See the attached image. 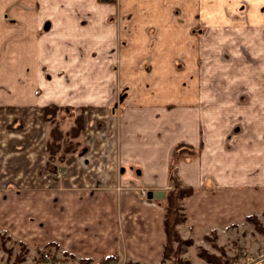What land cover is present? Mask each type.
<instances>
[{
	"label": "crops",
	"instance_id": "obj_1",
	"mask_svg": "<svg viewBox=\"0 0 264 264\" xmlns=\"http://www.w3.org/2000/svg\"><path fill=\"white\" fill-rule=\"evenodd\" d=\"M151 1L125 4L144 30L170 25V18L158 20ZM168 8L179 12L172 39L162 37L172 50H158L148 34L118 33L115 5L0 0V222L15 233L33 236L44 220V241L60 242L83 264H161L173 167L194 189L183 206L196 235L263 218L264 0H173ZM198 24L201 40L182 28ZM236 40L243 49L214 45ZM145 59L150 77L140 67ZM119 78L141 94L124 95L119 105L112 95ZM51 105L81 107L85 118L81 156L68 163L71 176L60 172L56 189L46 171ZM182 147L190 153L173 166ZM131 181L135 189L126 187ZM42 184L53 187L43 193ZM150 191L166 198L149 199Z\"/></svg>",
	"mask_w": 264,
	"mask_h": 264
},
{
	"label": "rangeland",
	"instance_id": "obj_2",
	"mask_svg": "<svg viewBox=\"0 0 264 264\" xmlns=\"http://www.w3.org/2000/svg\"><path fill=\"white\" fill-rule=\"evenodd\" d=\"M102 3L111 4L112 6L115 5V13L111 16V20L117 24L118 33H120L121 30L129 31V33H133L135 35H142V34H148L149 37L152 39V45L157 46V49L159 48L162 50L165 45V42L162 41V37L165 36V34H172L174 30L173 20L175 19V16H178V13L176 10L174 11L171 9L169 10L168 6L169 4L172 5L173 0H152L151 3L153 5L158 7V13L157 17L158 20H163L165 18H170L171 24L168 26H163V24H159L158 22L153 23L149 26L144 28L143 24H140L139 21H136L134 19L135 13L134 11H129L127 9L125 1L126 0H108L106 2L105 0H99ZM128 1V0H127ZM145 3V2H144ZM141 4V3H140ZM147 5V2L145 3ZM148 6V5H147ZM150 6V7H151ZM165 6V10L161 7ZM148 9V7H147ZM126 11V12H125ZM183 16V15H182ZM184 22V21H183ZM196 27V28H195ZM183 30L186 29V33L189 35L191 33L197 34V36L201 39H203V36L205 34V28L204 26H201L198 24L197 26H186L182 25ZM218 32H232L237 33L239 32L237 28L229 30L228 28L217 30ZM167 36V35H166ZM119 38L124 41L125 38L120 37ZM122 41L119 42L120 45L122 44ZM169 47L172 44V41H169V43H166ZM215 44H219V49L224 50H230V49H236L241 50L243 49V43H239L236 41H229V42H218ZM200 46H204L205 43L199 42ZM239 45H241L239 47ZM164 48V49H168ZM172 47V45H171ZM218 48V46H217ZM172 50L171 48H169ZM203 60V58H201ZM150 60V59H149ZM177 60V59H176ZM175 60V66L177 69L183 68L184 64H181L180 61ZM170 65L172 66L173 63L171 62ZM140 67L142 69H146L148 73L144 72L145 77H150L152 70V63L148 61V59H145L142 64H140ZM120 75V74H118ZM138 75H134L136 78ZM120 77V76H119ZM146 95L149 94L150 90H143ZM142 91L133 90L129 88L121 87L120 85V78L118 82V89L113 91V97L115 101L120 105V100L124 95H131L133 97H136L137 95H140ZM140 93V94H138ZM168 110H166L167 113H173V105L168 104L167 107ZM81 107L78 106H72V107H65L63 110H60L57 112V115L55 119L53 120V124H49L50 132H52V129L54 126L58 125L62 132L66 135V141H73L72 138L68 135L70 133V130L76 126V119L79 115H81ZM49 123V122H48ZM84 126H85V118H84ZM51 134V133H50ZM50 138V137H49ZM51 139V138H50ZM49 139V140H50ZM79 143V152L76 153V155L69 156L67 160L64 162L59 161V157H56V159L53 161V165H55L59 172L56 174H53L51 171H49L47 166V173L50 172L52 175V179L54 182L53 186H46V185H38L37 190L45 193V191H48L53 187V189L60 187V172H66L68 176H71L68 174V163L71 159H73L74 156H81V136L78 140H75ZM190 151L189 149L182 150L178 153V155L173 158V166H176V164L179 163L180 159L189 155ZM50 163V155L48 153V161L47 164ZM81 166V162H79ZM63 174V173H62ZM72 176H77V179L74 183H77L81 180V169L77 170V172L73 173ZM79 178V179H78ZM131 187L132 189H135L137 186L134 184L133 181L128 182L126 187ZM125 187V188H126ZM76 188H81V185H79ZM173 184L170 183L169 189H167V194L172 190ZM14 189V187H13ZM147 193L146 191L142 192ZM51 194V193H50ZM45 196V194L43 195ZM145 196V195H144ZM167 205V198L165 199V206ZM183 205V203H182ZM180 215L184 213V210H181ZM36 219V218H33ZM261 227H256L251 222H244L243 224H237L235 226H231L225 233H216L213 231H209L205 234H198L196 235L193 230L186 224V222L180 224L177 229L180 234V243H174L171 247L173 249L172 252H169V255L167 258H163L161 264H228V260L238 251L241 249H246L249 246L250 247H256L260 245L261 243H264V215L263 218L260 219ZM9 222H0V264H41L42 263V257L45 253L51 254L55 258H59L61 260L65 259L70 264H83L81 263V255L71 253L70 251L66 250L62 244L58 241H44L43 238H46L44 235L45 230H47V226L44 220L39 221L37 223V232L35 234H32L33 236H26L17 234L12 230V227L8 224ZM41 223V224H40ZM41 233V234H40ZM261 244V245H262ZM260 245V247H261ZM252 250V249H251ZM91 264H139L135 263L133 261L126 260L124 258H115V259H103L100 262H92ZM264 264V263H261Z\"/></svg>",
	"mask_w": 264,
	"mask_h": 264
},
{
	"label": "trees",
	"instance_id": "obj_3",
	"mask_svg": "<svg viewBox=\"0 0 264 264\" xmlns=\"http://www.w3.org/2000/svg\"><path fill=\"white\" fill-rule=\"evenodd\" d=\"M63 110L62 107L51 105L46 108L47 121L53 124L57 112ZM84 129V115H79L76 119V126L70 130L68 134L73 141H66V135L62 132L58 125L54 126L51 132V139L47 143V151L50 155V163H48V169L53 174H56L58 168L53 165V161L56 157H59V161L64 162L69 158V156L75 155L79 150L78 140ZM185 148V147H184ZM183 147L182 150H185ZM181 149L178 148L174 156L176 157ZM171 182L173 184L172 190L167 194V205L166 209V219H165V229L167 234V241L164 248L163 258H167L169 252L174 243H180V234L177 227L187 221L185 212L180 215V211L184 210L182 203L194 192L192 187L184 186L180 181L174 167L171 169ZM247 222L253 223L256 227H261L259 217L257 215L248 216Z\"/></svg>",
	"mask_w": 264,
	"mask_h": 264
},
{
	"label": "built area",
	"instance_id": "obj_4",
	"mask_svg": "<svg viewBox=\"0 0 264 264\" xmlns=\"http://www.w3.org/2000/svg\"><path fill=\"white\" fill-rule=\"evenodd\" d=\"M146 196V193H144ZM264 263V243L257 250L253 251L248 248L238 250L229 260L228 264H261ZM41 264H70L67 260L53 257L45 253L42 257Z\"/></svg>",
	"mask_w": 264,
	"mask_h": 264
},
{
	"label": "water",
	"instance_id": "obj_5",
	"mask_svg": "<svg viewBox=\"0 0 264 264\" xmlns=\"http://www.w3.org/2000/svg\"><path fill=\"white\" fill-rule=\"evenodd\" d=\"M46 28H49V25H47ZM147 197L149 199H165L166 198V192L165 191H150L147 194Z\"/></svg>",
	"mask_w": 264,
	"mask_h": 264
}]
</instances>
